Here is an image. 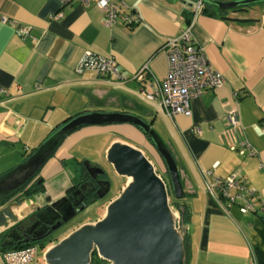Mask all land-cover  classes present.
Returning <instances> with one entry per match:
<instances>
[{"label": "crops", "instance_id": "crops-1", "mask_svg": "<svg viewBox=\"0 0 264 264\" xmlns=\"http://www.w3.org/2000/svg\"><path fill=\"white\" fill-rule=\"evenodd\" d=\"M185 1L121 0L141 16L138 25L126 27L107 26L104 13L93 2L61 6L58 0H0V175L24 161L65 118L89 111L138 115L150 128H158L153 127L178 165L190 213L188 264H260L264 256V169H260L264 162V14L225 12L212 0H204L190 27L192 41L204 49L225 82L192 98L189 116L175 115L170 120L142 98L141 85L133 76L144 65L148 75L159 79L166 75L168 58L162 43L188 27L193 6L188 5L192 0ZM222 17L255 20L240 23ZM88 50L113 58L125 80L107 82L93 71L77 72ZM234 106L242 135L256 155L229 149L225 113ZM99 134H112L97 148L103 158L112 142L121 141L140 149L161 168L155 147L133 125L83 126L70 132L39 170L52 199L72 187L82 164L79 156L70 153L71 147ZM99 165L103 167L102 162ZM232 173L255 189L256 212L241 213L236 205L225 206L224 211L206 192L205 181ZM115 179L110 189L116 193L91 205L100 207L101 214L128 181L123 176ZM19 208L26 212L29 207L23 203ZM0 264H4L1 259Z\"/></svg>", "mask_w": 264, "mask_h": 264}, {"label": "water", "instance_id": "water-1", "mask_svg": "<svg viewBox=\"0 0 264 264\" xmlns=\"http://www.w3.org/2000/svg\"><path fill=\"white\" fill-rule=\"evenodd\" d=\"M185 2L182 0V3ZM212 3L225 12L261 11L264 14V0H212ZM222 18L240 23L255 20L246 17ZM121 123L133 125L147 135L162 158L167 179L158 173L157 167L140 149L121 141L112 142L105 151L103 167L99 163L82 161L76 171L78 174H87V182L94 185V181L98 188L105 183L99 197L104 196L110 188L108 176H123L128 181L116 198L106 203L105 212L100 218L75 226L49 244L42 251L43 264H89L92 252L97 253L106 264H187L183 236L188 225L183 224V218L170 202L171 195L176 200L184 197L178 165L157 131L149 127L150 123L129 112L89 111L73 116L41 141L24 161L0 175L1 196L7 197L17 191L21 193L19 199L10 200L0 207V230H9L7 245L19 239L12 233L18 235L16 231L20 228L28 227L26 234L41 228L46 230V237L85 207L80 203L83 199L75 201L76 193L83 195L82 185L57 199L45 194L46 188L39 170L57 151L59 141L83 126ZM94 171L98 173L94 174ZM103 175L107 179L102 180ZM33 180L31 190L19 191ZM23 203L29 207L26 212L19 208ZM78 205L81 207L76 210Z\"/></svg>", "mask_w": 264, "mask_h": 264}, {"label": "built area", "instance_id": "built-area-1", "mask_svg": "<svg viewBox=\"0 0 264 264\" xmlns=\"http://www.w3.org/2000/svg\"><path fill=\"white\" fill-rule=\"evenodd\" d=\"M74 1L85 5L93 2L104 13L103 22L107 26L120 24L134 27L141 22L140 14L134 9H127L121 0H58L61 6ZM203 3L204 0H196L188 27L181 30L179 35L167 37L163 41L162 47L168 58L166 75L160 79L148 75V69L144 65L133 76L141 85L139 94L142 98L158 107L170 120L175 115L189 116V101L192 98L199 96L206 89L220 88L225 82L221 71L212 65L204 49L192 41L190 27L195 16L203 9ZM60 15L61 12L56 16ZM1 20L4 22L6 18L2 17ZM22 31L25 33L27 29ZM116 66V61L110 56L88 50L82 55L77 72L90 70L101 80L122 82L125 79ZM225 114L231 138L229 149L241 155H256V150L242 135L237 107H230ZM260 169H264L263 161L260 163ZM204 188L224 211L228 205H236L241 213L257 211L255 189L246 185L238 174L232 173L224 178L207 180ZM262 208L264 209V202L261 204ZM37 251L36 244L21 249L0 250V259L4 264H31ZM252 264L258 263L254 261Z\"/></svg>", "mask_w": 264, "mask_h": 264}, {"label": "rangeland", "instance_id": "rangeland-1", "mask_svg": "<svg viewBox=\"0 0 264 264\" xmlns=\"http://www.w3.org/2000/svg\"><path fill=\"white\" fill-rule=\"evenodd\" d=\"M190 2H191L190 6L194 7L196 1L194 3H193V0ZM153 127L155 129H158L156 126H153ZM110 135H112V134H108L107 136H105V134L104 135L99 134V135H93V136H86L82 140H80L79 142L75 143L74 146L71 147L70 153L75 157L79 156L83 161H89L91 164H95L96 160L98 159V160H100L99 163L102 162V164L104 166L105 165L104 158L96 152H97V148H101L102 142L107 137H109ZM72 161H71V163H72ZM68 162H70V161H68ZM96 163H98V162H96ZM161 168H162V166H161ZM161 168L157 167V171H158V173H160V175L162 174L160 172ZM163 178H167V177L164 176ZM114 191H115L114 188L110 189L108 197H111V195H114L116 193ZM45 194L50 196L49 194L46 193V191H45ZM171 197H173V196L171 195ZM102 202H104V201H102ZM102 202H101V204H102ZM101 211H102V209L100 207H95V206H89L87 208L82 209L80 211V213H77L72 218L71 221L66 223V226H63L62 228H60L58 230V232L56 234L57 238H61L64 235H66L67 233H69V231H71L70 229L74 228V226L81 225L82 223H86V222H91V221L93 222V221H95V219L100 218V216H101L100 212ZM51 242L53 243L54 239L51 240ZM34 244L37 245L38 251H37L35 257L32 259L31 264H43L44 260H43V256H41L42 251H44L45 248L50 243L45 240V242L44 241L35 242Z\"/></svg>", "mask_w": 264, "mask_h": 264}, {"label": "flooded vegetation", "instance_id": "flooded-vegetation-1", "mask_svg": "<svg viewBox=\"0 0 264 264\" xmlns=\"http://www.w3.org/2000/svg\"><path fill=\"white\" fill-rule=\"evenodd\" d=\"M235 14H248V13H244V12H242V13H235ZM94 174H96V173H98V171H94L93 172ZM99 178V177H98ZM101 178H102V180L103 179H107L106 177H105V175H103V177L101 176ZM87 180H89V176L87 175V174H85V173H82V175H80V174H78L77 173V175H76V177L73 179V181H74V183H73V185H72V187L70 188V189H68L67 190V192L65 191V193L64 194H67V193H70L71 192V190L72 189H76V187L77 186H79V185H82L83 187H82V193H83V195H81L80 193H76V195H75V201L77 202V201H80V199H83V200H81V202L80 203H83L84 205H85V207L84 208H87V207H89V206H91L92 204H94L95 202H97V201H100V200H105V198L107 197V195H108V191H107V193H105L104 194V196H102V197H99V194L100 193H102V191H103V189H104V187H105V183H103L101 186V188H98L96 185H95V182L93 181V183H94V185H90L88 182H87ZM108 180H110V188L112 187V184L116 181V179L114 178V177H110V176H108ZM35 180H33L32 182H30L29 184H27L26 186H24V188L23 189H25V190H31V188H33L34 187V182ZM109 188V189H110ZM23 191V190H22ZM21 191V192H22ZM24 192V191H23ZM21 194V193H20ZM81 206L80 205H78L75 209L77 210V209H79ZM83 208V209H84ZM77 213H80L79 211L78 212H76L75 214H74V216L77 214ZM74 216H72L71 217V219L69 220V221H71L72 220V218L74 217ZM96 220V219H95ZM69 221H67V222H64L61 226H59V227H57V229L56 230H53V232L50 234V235H48V236H44L45 234H46V230H44L43 231V229H41V228H36V229H33L32 231H30L29 232V234H26V232H25V230L28 228V227H25V228H20L19 230H17L16 232H18V235H17V233H12V236H15V237H18L19 236V239L17 238V240H15V243L17 242V243H19V244H21V243H23V240L25 239V240H27V241H25V242H31V243H35V242H42V241H44L45 242V240H48V242L50 243V244H52V242H51V240H53L54 239V241H57V239H59V238H57V236H56V234H57V232H58V230L60 229V228H62L63 226H66V223H68ZM54 223H52L51 225H53ZM50 225V226H51ZM50 226H47L48 228L50 227ZM75 227V226H74ZM41 229V230H40ZM71 230V229H70ZM45 237V238H40V239H38L39 237ZM4 241H7V240H4ZM8 242V241H7Z\"/></svg>", "mask_w": 264, "mask_h": 264}, {"label": "trees", "instance_id": "trees-1", "mask_svg": "<svg viewBox=\"0 0 264 264\" xmlns=\"http://www.w3.org/2000/svg\"><path fill=\"white\" fill-rule=\"evenodd\" d=\"M70 118L71 117H68V118L63 119L62 122H60L59 124H57V126H56L55 129L59 128L63 123H65ZM55 129H52L51 132L54 131ZM50 133H49V135H50ZM64 138L61 141H59V143H58L59 146H60L61 142L64 140ZM146 139H147V141H149L148 137ZM150 143L152 144V142H150ZM157 154H159V153H157ZM161 161H162V158H161ZM161 166H162L163 172H161V171L160 172L162 173L161 174L162 177H164L165 176V173H166L165 165L162 163ZM165 179H167V178H165ZM22 190L24 192L25 191H28V190H25V189H21L19 191H22ZM18 193L19 192L17 191L16 193L7 195V197L6 196H3V195L2 196L0 195V207L3 206L4 204H7V202H9L10 200L19 199V197H20L21 194H18ZM170 202H171V205L174 207L176 213H178L179 216H181L183 218V221H182L183 224H187V222L190 219V213L188 212L189 207H188L186 201L184 200V197H182L180 199H177V200L174 199L173 197H171L170 198ZM14 227H16V226H14ZM8 232H9V230H7V229L6 230H2L0 232V250H2V251L8 250L9 251L11 249H16V248H20L21 249L22 247H27V246H30V245L33 246L34 243H31V242H23V243L19 244L17 242L15 243V240H12L7 245V243H8L7 241L10 240V238L7 239ZM187 234L188 233L186 232L183 237H184V244H185L184 248L186 250L187 258H188V249H187V246H188L189 242H188ZM4 240H7V241H4ZM187 258H186V262H187ZM259 259H260V264H264V256H261ZM89 264H106V263H105V260H103L100 257H98L97 253L92 252V257H91V261L89 262ZM187 264H188V262H187Z\"/></svg>", "mask_w": 264, "mask_h": 264}]
</instances>
